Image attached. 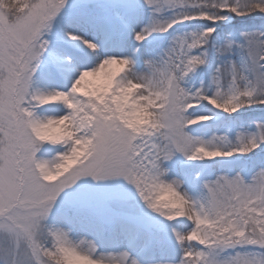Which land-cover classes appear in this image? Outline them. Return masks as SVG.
<instances>
[{
    "label": "snow or ice",
    "instance_id": "obj_1",
    "mask_svg": "<svg viewBox=\"0 0 264 264\" xmlns=\"http://www.w3.org/2000/svg\"><path fill=\"white\" fill-rule=\"evenodd\" d=\"M0 264H264V0H0Z\"/></svg>",
    "mask_w": 264,
    "mask_h": 264
}]
</instances>
